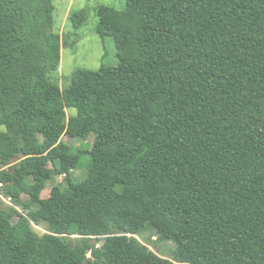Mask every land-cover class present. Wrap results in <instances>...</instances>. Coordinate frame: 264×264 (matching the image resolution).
<instances>
[{"label":"trees","instance_id":"trees-1","mask_svg":"<svg viewBox=\"0 0 264 264\" xmlns=\"http://www.w3.org/2000/svg\"><path fill=\"white\" fill-rule=\"evenodd\" d=\"M54 12L0 0V264H264V0L100 6L120 64L67 90Z\"/></svg>","mask_w":264,"mask_h":264},{"label":"rangeland","instance_id":"rangeland-1","mask_svg":"<svg viewBox=\"0 0 264 264\" xmlns=\"http://www.w3.org/2000/svg\"><path fill=\"white\" fill-rule=\"evenodd\" d=\"M55 5L53 32L60 36L62 44V61L58 72L53 74L54 80L59 83L63 90H67L72 84V78L78 70H98L102 66L116 67L120 64L116 43L112 37L102 39L97 28L99 24L98 9L100 6L115 7L119 10L125 9L127 0H53ZM85 13V23L77 27L73 18L79 13ZM77 110L69 108L68 116H75ZM63 140L73 147H91L95 145L96 138L90 136L85 141H77L68 136ZM91 161L87 155L85 162ZM53 169V166H49ZM87 169L74 170L73 178L81 181L87 174ZM65 185V176L54 174L44 189L43 198H48L55 185ZM24 201H30L28 196H23ZM12 206L10 199L2 196V208L8 211ZM15 221L17 218L14 219ZM39 234L47 233L51 226L47 223L34 225ZM153 232L146 229L138 237L155 252L163 257L173 259L176 255L177 245L171 240L156 241L152 239Z\"/></svg>","mask_w":264,"mask_h":264}]
</instances>
